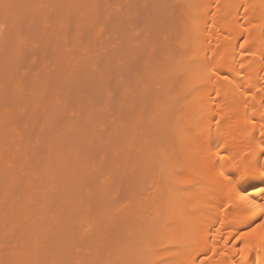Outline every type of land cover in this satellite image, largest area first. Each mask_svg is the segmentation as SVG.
Returning a JSON list of instances; mask_svg holds the SVG:
<instances>
[{"label": "bare ground", "instance_id": "1", "mask_svg": "<svg viewBox=\"0 0 264 264\" xmlns=\"http://www.w3.org/2000/svg\"><path fill=\"white\" fill-rule=\"evenodd\" d=\"M101 1L104 0H0V39L9 35L10 30L13 37L18 35L15 43L24 44H19V48L12 44V48L16 47L13 54L18 55L20 47L25 49L31 40L24 35L20 37V24L37 25L48 11H58L54 21L59 28L63 27L60 20L66 21L67 26L83 20L88 23L91 13L93 17L98 13L95 11ZM107 1L103 3L106 5ZM114 1L110 5L124 4V0L116 1L117 4ZM131 3L137 6L133 5V10L143 11L145 7L148 19L141 21L139 17L144 26L137 32H146L142 42L136 40L140 42L136 43L125 33L134 26L136 29L133 23H138L139 15L134 16L137 12L126 13L134 16L133 22L124 13L116 17L126 19L127 27L121 23L124 34L120 29L121 35H117L128 38L126 42L122 40L125 47H119L121 44L118 49L114 47L119 37L113 43L116 45L110 46L113 49L104 46H108L107 54L114 59L119 60V54L122 61L129 56L122 66L117 64L119 68L114 62L110 64L101 46L95 44L102 41L98 40L102 25L97 24L102 28L93 45L91 27L90 31L84 26L85 30L79 27L78 33L73 32L77 36L74 41L81 40L75 44L76 49L87 46L82 53L76 51V56L72 49L63 50L65 53L59 49L70 39L67 30H56V34L55 28L56 33L50 30L54 24L49 27L45 22L49 32H53L48 34L51 40L37 41L44 44L45 51L47 46L54 47L49 45L50 41L56 44L60 40V45H56L60 52L52 55L53 66L48 65L49 70L45 67L48 74L44 76L42 72L41 82L44 81L32 85L33 92H27L32 93L29 100L15 96L11 102L6 99L11 95L5 90L10 88L0 82L4 83L3 93L9 94L0 100L6 99L9 106L18 99L12 103L17 104L15 110L20 104L28 108L27 112L22 108L15 116L24 118L18 124H25L20 126L27 132V139H22L26 138L24 133L17 132L15 140L16 120L3 112L4 116L1 109L6 106L5 101V106L0 104V264H74V260L78 261L75 264H264V246L258 234L247 239L236 238L264 221V212L258 207L264 205V193L260 191L264 188V173L260 172L264 167L261 151L264 148V0H134ZM49 5L55 12L53 8L48 10ZM105 12L116 21L113 11ZM51 15L48 13L47 17ZM5 20L10 27L7 33L1 30V25L8 27ZM90 23H94L93 19ZM82 31L88 35L84 32L80 35ZM104 35L110 41L111 36ZM83 39L91 45H86L85 40L79 47ZM128 40L133 41L131 45ZM33 41L27 46L33 48L36 44ZM95 45L102 56L96 53L98 49L92 52ZM132 45L135 50L130 48ZM130 52L132 56L135 54L132 59ZM95 53L101 56L99 61H105V66L102 62V66L95 63L98 59ZM15 55L10 59L19 62L20 56ZM118 69L126 80L119 77L120 81H115ZM140 77L145 81H140ZM104 78L108 81L103 83ZM123 81L129 84L128 88ZM106 86L108 90L112 86L111 91L120 86L115 91L119 95L112 96L114 100L110 101L113 98L108 96L110 102L104 97L111 92L105 91ZM120 88L122 93L117 92ZM81 89L87 92L85 97ZM103 90L106 108L110 103L113 106L109 110L100 108H104L100 106L104 104L100 97ZM77 93H81V98ZM58 101L65 103L58 108ZM69 106L77 112H72L70 120L64 113V108L69 110L65 111L67 114L70 112ZM104 110L111 111L113 114L108 113L113 118L105 115ZM11 113L14 115V109ZM38 122L41 127L36 133ZM6 132L17 141V146L9 138L5 140ZM35 133L37 138L30 143ZM39 136L44 137L40 140ZM29 152L34 161L27 157ZM132 165L131 175L127 169ZM225 176L229 179L225 180ZM120 195L127 199L119 200ZM82 224L87 233L79 232L84 227ZM78 242L85 246L82 251ZM75 246L80 251H75Z\"/></svg>", "mask_w": 264, "mask_h": 264}, {"label": "rangeland", "instance_id": "2", "mask_svg": "<svg viewBox=\"0 0 264 264\" xmlns=\"http://www.w3.org/2000/svg\"><path fill=\"white\" fill-rule=\"evenodd\" d=\"M104 1H105V0H104ZM104 1H103V2H104ZM106 1H107V0H106ZM109 1H110V2H109ZM109 1H107V2H109L108 4H107V2H106V5H105V3H103V2L101 1V3L98 5V8H100V9L97 8V11H95V13L98 12V13H97L98 16L101 15V18H102V19H103V18L106 19V20H104L105 23H104V21H102V19L100 18V16L98 17L97 14H95V15H94L95 18H94V17H93V13L90 12L92 18L90 19V21H89L88 23H86V22L83 20V21H81L80 23H79V21H78L77 24H76V23H75L74 25H72V24H68V26H67V25H66V21H64V20H60V22H61V24L63 25V27H62V28H59L58 25H57V24L55 23V21H54V15H55V13H57L58 11L55 12L56 9H54L53 6L51 7V5H49L50 8H48V10H50V9L52 10V8H53L54 10H52V11L55 12V13H52V12H49V11H48L49 15L53 14V15H51L52 17H51V16L47 17V16H48V13L45 14V15H42V16L39 18L40 20L37 22V25H38V26L35 24V25L37 26V27H36L37 29L34 27L35 25H33V26L31 27L27 21H26L27 24H26V22H25L24 24H26V26H27L28 28H27L26 26H23V24H22V26H21V24H20V26H19V24L16 22V24H18V26H19V29L22 28V29H21V34H22V35H21L20 37H22V36L24 35L27 39H28V38H31L30 42H28V40H27V42L30 44V43H32L33 40H35L36 44H35L34 41H33V42H34L35 45H37V46L34 45L33 48H32L33 45H28V46H29V48H28V46H27L28 43H27V44L25 43V44H26V45H25V49H23L24 47H23V48L20 47L21 50L19 49L20 51H17V53H19L18 55L13 54V51H14L13 49H16V47L19 48L20 41H18V43H15V42H17V41L14 39V38L17 37V40H19V36H18L17 34H14V35H17V36H14V37H13V36H12L13 34H11V33H12V30H10V31L8 32V30H9L8 28H10V27H9V23H8V21L6 22V20H5L4 23H5L8 27L5 26V28H4V26L1 25V28L3 27L1 30H2V31L4 30V32H6V33L8 32L9 35L5 34V36H3V38H2V41H1V39H0V41H1V42H0V50H1V51H0V73L2 74V75H0V82H1V81L5 82V84L3 83L4 85L1 84L2 82L0 83V90H1V91H0V96L2 95L0 98H2V97H4V96H5L4 98H6V97L10 94L11 97H7V98H6V99H7L8 101H10V102H11L10 99H11V98L14 99L15 96H16V98L18 97L19 99H27V100H29V99L32 97V96H31L32 93L29 94V93H27V92H33V86H32V85H34V86L37 85V83L35 84V82H40V83H42V82L44 81V80H43V81L41 82V79H43L44 76H46V73L49 72V71L45 72V67H46V69H47L48 65H49V67H50V66H51V67L53 66L52 55H54L55 53L58 54V53L60 52V51H57V50H59V49L61 50V49H62L61 51L63 52V50H65V49H66V50H68V49H69V50L72 49V52L74 51L73 53H75V54H77V53H82L84 50H86V49H87V46H85V49L80 48V49H82V50H80L79 48H78V50L76 49V45H75V44H77V43H78L79 41H81V40H79V41H77V42H76V40L74 41V38L77 37V36H75L76 34H73V32H74V33H76V32L78 33V28H79V27H80V29L82 30L83 27L85 26V28H87V30L89 29V31H90V27H91V29H92L91 31H92V32L94 31V32L91 33V34H92V38H91L90 42L92 41V45H93V39H95L94 37H96L97 32H100L99 29L102 28V26H103L104 33H102L103 30H101L102 32H101L100 34H98V35H100V36H98V37L100 38V39L98 38V40H100V41L102 40V41H101L102 44H101L100 42H99V43L97 42L98 44H97V43H95V44L98 45V46H101L100 49H101V51H103V54H105V56H107L106 59H109V61H110L109 63L112 64V65H113V63H111V62H114V65H116V68H119V66H120L121 64H123L125 61H127L126 59H128L129 56L126 57L124 61L120 60V58H121V54H119V55L117 54V55H118L117 57H120V58H119L120 61H119L117 58L114 59L115 57H111V54H110V56H109V55L107 54L108 51L106 50V49H108V46L105 47L104 45H109V49H113V48H110V46L112 47V46L116 45V44L113 45V43H115V40H116L118 37H119V38H118L119 41L116 40L117 45L114 46V47L117 48V49H118V45H120V44H121V45H120L119 47L122 46V47L124 48V47H125V46H124V45H125L124 42H126L127 39H128L129 37L132 38L136 43H137L139 40L142 42V39L144 38V34H145L146 31L143 30V29H141V30H143V33H142V32H137V29H140L142 26H144V25H141V21H142V19H143V21L148 19V18L145 16V12H146V11H144V10H145V7H144V6L142 5V3H141V6H143V11H142V10H141V11H142V14L144 15V17H143V15H142V17H143V18H142V17L140 16V15H141V11H140V9L137 10V8H136V9L133 10V5H135V4H134L135 2H134V3H131V2H133L134 0H131V1H128V0H127V2H126L125 0H124V1H123V0H120V2L123 1L124 4H121L119 7H118V4H117V2H116V1H118V0H116V1H114V0H109ZM113 1L116 2L117 5H115L114 3H113L112 5H110V3L113 2ZM135 1H136V0H135ZM120 2H118V3H120ZM128 2H129V5H130V6H129V5H126V3L128 4ZM102 3H103V4H102ZM139 4H140V3H139ZM139 4H138V6H139ZM103 5H105V8H103V7H104ZM107 5H108V6H107ZM123 5H124V6H123ZM106 6H107V7H106ZM126 6H128L131 10H128V9H129L128 7H127V9L125 10ZM108 7H110V9H108ZM112 7H113V9H112ZM117 7H118L119 10L117 9ZM121 7H122L123 9H121ZM135 7H137V6L135 5ZM139 7H140V6H139ZM139 7H138V8H139ZM102 8H103V9H102ZM104 9H105V10H104ZM114 9H116V10H114ZM123 10H124V11H123ZM8 11H11V10H8ZM104 11H106L105 13H107L108 11H109V12H110V11H111V12L113 11L112 14L114 15L115 18H116L117 16H118V18H119V16H122L123 13H124V14H126V13L128 14V13L132 12V14H133V11H134V14H136L135 12H137V14L134 15V16L139 15V16H137L138 20L136 19L137 22H138L139 24L136 23V22L133 23L134 25H136V29H135V26H134V28H132V27H131L132 24H131L130 22H127L128 24L130 23V27H131L133 30H134V29H135V30H134V31H133L132 29H131V31L128 30L129 33H128V32L125 33V35H127L128 38H126V40H125V38L123 39V37H121V36H117V35H121V34H119V33H120V29L123 30V31H121V33L124 34V31H125V30H124V25H125V27H127V24H126L125 20H126L127 18H128V19H127L128 21H129V19L132 20V19L134 18V16H133V15L130 16V14H129V16L131 17V18H129V16L126 14L125 16L123 15L126 19H124V18L122 19V18L120 17L121 19L118 20V18H116V21H115L112 17H110L111 20L113 19V20L111 21V20L108 18L109 15H105V14H104ZM120 11H121V12H120ZM129 11H130V12H129ZM139 11H140V12H139ZM46 12H47V11H46ZM109 12H108L107 14H109ZM111 12H110V13H111ZM10 13H11V12H10ZM44 13H45V12H44ZM88 13H89V12H88ZM90 13H89V14H90ZM120 13H122V14H120ZM7 14L10 15L9 13H7ZM81 14H82V13H81ZM77 15H80V14H77ZM43 16H44V17H43ZM56 16H57V15H56ZM80 16H82V15H80ZM80 16H78V17H80ZM86 16H87V15H86ZM96 16H97L98 19L96 18ZM127 16H128V17H127ZM139 17H140L141 21H139ZM42 18L44 19L43 21L41 20ZM45 18H48V21H47V19H45ZM89 18H90V16H89ZM50 19H51V20H50ZM80 19H81V18H80ZM80 19H79V20H80ZM87 19H88V17H87ZM87 19H86V20H87ZM92 19H93V22H94V23H90V22H92ZM94 19H96V22L94 21ZM99 19H100V20H99ZM107 19H108V21H107ZM98 20H99V21H98ZM136 20L134 19V21H136ZM87 21H88V20H87ZM101 21H102V22H101ZM39 22H40V23H39ZM45 22L48 24L49 27H51L52 24L55 25V26L52 25V28H53V29H50V30H52V31H53L54 28H55V31L57 30V31L59 32L60 29H62V30H61L62 32H66V31H64V30L66 29V30H67V33H66V34H67V36L70 38V39H69V38L67 37V39H69V40H67L66 42L68 43V41H70L69 43H70V45H71L72 48L70 47L69 44L67 45V43H64L65 45H67V46H69V47L63 45V46H60V47L58 46V47H59V49H58L56 45H58V44L60 45V43H59L60 40L57 41L58 43H56V44H55V43H51V41H50V43H51V44H50L48 41L51 40V39H48V38H49V35H48V34H49L50 32H52V31L49 32V28L46 26L47 24H46ZM111 22L113 23V25H112ZM114 22H116V24H115ZM117 22H118V23H117ZM122 22H124L125 24H124V25L121 24ZM132 22H133V20H132ZM14 23H15V22H14ZM21 23H23V22H21ZM43 23H44V25H43ZM49 23H50V24H49ZM119 23H120V25L117 26ZM145 23H146V22H145ZM39 24H40V25H43L44 27H43V26H39ZM91 24H92V25H91ZM95 24H96V25H95ZM97 24H98V25L100 24V25H102V26H98ZM114 24H115V25H114ZM143 24H144V22H143ZM80 25H81L82 27H81ZM89 25H91V26H89ZM15 26H16V25H15ZM18 26H17V27H18ZM45 26H46V27H45ZM66 26H67V28H68V27H69V28L67 29ZM95 26H98V27H95ZM122 26H123V28H122ZM132 26H133V25H132ZM24 27H26V28H24ZM72 27H75V28L71 29ZM93 27H94L95 29H94ZM106 27H107V28H106ZM116 27H117V30H116ZM13 28H15V27H12V29H13ZM31 28H33V29L31 30ZM34 28H35L36 30H34ZM46 28H47L48 30H46ZM104 28H106V29H104ZM114 28H115L116 32H114V31H115ZM128 28H129V27H128ZM128 28H127V29H128ZM142 28H143V27H142ZM6 29H8V30H6ZM15 29H17V28H15ZM19 29H18V30H19ZM76 29H77V30H76ZM93 29H94V30H93ZM23 30H24V31H23ZM30 30H31V31H30ZM72 30H73V31H72ZM83 30H85V29H83ZM110 30H111V31H110ZM118 30H119V32H118ZM16 31H17V30H16ZM27 31H28V32H27ZM34 31H35V33H34ZM38 31H39V32H38ZM55 31H53V32H55ZM57 31H56V32H57ZM108 31H109V33H108ZM126 31H127V30H126ZM132 31H133V33H132ZM138 31H139V30H138ZM4 32H2V33H4ZM40 32H43V33L40 34ZM53 32H52V33H53ZM56 32H55V33H56ZM58 32H57L56 34H58ZM68 32H69L70 34H69ZM79 32H80V31H79ZM83 32H84V31H82V32L80 33V35H81ZM13 33H16V32H14V30H13ZM19 33H20V32H19ZM28 33H29V34H28ZM30 33H31L32 35H30ZM38 33H39V34H38ZM84 33H86V34H84V35H88L86 31H85ZM110 33H112L113 35L115 34V36H111ZM117 33H118V34H117ZM44 34H45V35H44ZM46 34H47V35H46ZM56 34H53V35H55V36H53L54 38L56 37ZM60 34H61V32H60ZM104 34H106V35H110V36H111V37H110L111 39H114V38H115V39L113 40V42L111 41V39H110V41H109V40H108L109 38H107V36H105ZM136 34L139 35V36H137ZM3 35H4V34H3ZM35 35H36L37 38H36V37H33V36H35ZM129 35H130V36H129ZM142 35H143V37H142ZM0 36H1V35H0ZM24 36H23V37H24ZM39 36H41V37H39ZM50 36H51V35H50ZM89 36H90V35H89ZM104 36H105V37H104ZM38 37H39V39H38ZM44 37H45V38H44ZM84 37H85V36H84ZM33 38H34V39H33ZM40 38H41V39H45V40L48 39V41H45V40H44V41H45L46 43H49V45H51V47H52V46L56 47V50L54 49V47H52L51 49H53V50H51V49H50V46H47V47H48V48H46L47 50L44 48V49H45V51H44L43 48H42V47L44 46V44H43V46H42V44H40L41 42H39V41H41ZM87 38H88V37L86 36V39H87ZM101 38H102V39H101ZM105 38H107V40H108L109 42H107V40H106ZM120 38H122V39H120ZM3 39H5V41H6V39H8V40H7L8 42H7V41L4 42ZM13 39H14V40H13ZM79 39H80V38H79ZM86 39H85V40H86ZM96 39H97V38H96ZM103 39H105V40H103ZM24 40H25V39H24ZM37 40H39V41H37ZM85 40L83 39V43L81 42V43H80L81 46H79V47H82V45L85 44V43H84ZM88 40H89V39H88ZM122 40H125V41L123 42ZM129 40H130V39H129ZM129 40H128V41H129ZM136 40H138V41H136ZM86 41H87V40H86ZM75 42H76V43H75ZM119 42H120V43H119ZM132 42H133V41H132ZM132 42H131V43H132ZM2 43H3V45H1ZM88 43H89V42L87 41L86 45H88ZM129 43H130V41H129ZM131 43H130L129 45H131ZM138 43H140V42H138ZM12 44L15 45L16 47H15V48H12V47H14V46H12ZM61 44H63V43H61ZM89 44H90V43H89ZM99 44H100V45H99ZM8 45H9V46H8ZM78 45H79V44H78ZM78 45H77V46H78ZM90 45H91V44H90ZM96 45H95V48H94V49L92 48V52H93V50H94V52H96L95 49H98V48H99V47L96 46ZM20 46H24V44L22 45V43H21ZM30 46H31V47H30ZM134 46H135V45H134ZM38 47H39L40 49H38ZM136 47H137L136 50L138 51L139 48H140L139 44H137ZM27 48H28V50H26ZM30 48H31L33 51H31ZM34 48H35V49H34ZM83 48H84V46H83ZM123 48H122V49H123ZM130 48H132V50H133V49H134V48H133V45H132V47H130ZM22 49L25 50V51H23ZM88 49H90V48H88ZM109 49H108V50H109ZM117 49H116V50H117ZM125 49H126V48H125ZM127 49H128V48H127ZM36 50H37L38 52H37ZM39 50H40L41 52H40ZM42 50H43V51H42ZM79 50H80V51H79ZM98 50H99V49H98ZM98 50H97L96 53H97V54H101V56H102V52H101L100 50H99V51H100V52H99ZM119 50H121V49H119ZM134 50H135V49H134ZM7 51H10L9 54L12 52L11 54L15 55L16 58H17L18 56H20V57H18L19 62H18V60H15V59H16L15 56H14V58H13V60H15L16 62H18V63H16V65H14V64H15V61L13 62V61L11 60L12 57H13V55H10V56H9V54H7V53H8ZM28 51H29L30 53H29ZM35 51H36V52H35ZM76 51H77V53H76ZM114 51H115V50H112V54H114ZM125 51H126V50H125ZM130 51H131V50H130ZM6 52H7V53H6ZM21 52H22V55H21ZM43 52H44V54H43ZM65 52H66V51H65ZM65 52H63V53H65ZM68 52H70V54H72L71 51H68ZM104 52H105V53H104ZM117 52H118V50H117ZM123 52H124V50H123ZM127 52H128V50H127ZM127 52H126V53H127ZM131 52H132V51H131ZM131 52L129 53L130 57L132 56V53H131ZM135 52H136V51H135ZM15 53H16V52H15ZM27 53H29V54H27ZM31 53H32V54H31ZM36 53H37V54H36ZM88 53H89V52H88ZM96 53H95V54H96ZM136 53H137V52H136ZM2 54H3V55L5 54L4 57H5V56H6V57L4 58V57L2 56ZM24 54L27 55V56H25ZM41 54H42V55H41ZM45 54H46V55H45ZM97 54H96V56H97ZM133 54H134V53H133ZM37 55H38V56H37ZM40 55H41L42 57H41ZM68 55H69V54H68ZM73 55H74V54H73ZM85 55H86V54H85ZM91 55L94 56L93 53H91ZM124 55H125V53H124ZM124 55H122V56L125 57ZM11 56H12V57H11ZM34 56H35V57H34ZM69 56H70V55H69ZM74 56H75V55H74ZM76 56H78V54H77ZM79 56H80V54H79ZM83 56H84V55H82V57H83ZM89 56H90V55H89ZM93 56H92V58H94ZM101 56L98 55V56H97L98 59H97L96 61L94 60L96 64L99 62V63H98V64H99L98 66H102V65L100 64L101 62H102V64L105 62V61H104V62H103V61H99V60L101 59ZM103 56H104V55H103ZM115 56H116V55H115ZM134 56H135V54H134L132 57H134ZM31 57H33V59H32ZM36 57H37L38 59H37ZM44 57H45V58H44ZM72 57H73V56H72ZM80 57H81V56H80ZM132 57H131V59H132ZM10 58H11V59H10ZM29 58H31V60H30ZM50 58H51V59H50ZM68 58H69V57H68ZM75 58H76V57H75ZM77 58H78V57H77ZM7 59H8L9 61H8ZM42 59H43V60H42ZM81 59H82V58H81ZM95 59H96V57H95ZM102 59H103V58H102ZM104 59H105V58H104ZM113 59H114L115 61H114ZM37 60H38V61H37ZM76 60H77V59H76ZM133 60H134V59H133ZM20 61H21V62H20ZM32 61H33V62H32ZM42 61H43V62H42ZM46 61H47L48 63H47ZM121 61H122V62H121ZM11 62H12V64H13L15 67L12 66ZM29 62H31V63H29ZM76 62H77V61H76ZM106 62H107V61H106ZM21 63L24 64V65L22 66ZM32 63H33V64H32ZM34 63H35V64H34ZM42 63H45V65L42 64ZM46 63H47V65H46ZM18 64H19V65H18ZM72 64H73V63H72ZM96 64H95V65H96ZM117 64H120V65H117ZM20 65H21V67H19ZM41 65H42V66L44 65V66L42 67ZM75 65H76V64H75ZM124 65H125V64H124ZM30 66H31V67H30ZM32 66H33V67H32ZM40 66H41V67H40ZM103 66H105V64H103ZM106 66H107V65H106ZM121 66H122V65H121ZM17 67H18L19 69H17ZM29 67L31 68V70H30ZM49 67H48V70L51 68V67H50V68H49ZM75 67H76V66H75ZM78 67H79V66H78ZM109 67H111V66H109ZM1 68H2V69H1ZM4 68H6V69L4 70ZM28 68H29V69H28ZM35 68H37V69H35ZM114 69H115V68H114ZM7 70H9V71H7ZM23 70H24V71H23ZM33 70H34V71H33ZM2 71H3V72H2ZM16 71H18V72H16ZM22 71H23V72H22ZM35 71H36L37 74H35ZM40 71H41V72H40ZM111 71H113V70L111 69ZM5 72H6V73H5ZM9 72H10V73H9ZM11 72H13V74H12ZM21 72H22V73H21ZM24 72H25V73H24ZM26 72H27V73H26ZM28 72H29L30 74H29ZM32 72H34V74H33ZM39 72H40V74H39ZM42 72L45 74L44 76L42 75ZM15 73H17V74H15ZM18 73H19V74H18ZM113 73H114V72H113ZM118 73H119V74H118ZM6 74H7V75H6ZM10 74L12 75V77H11ZM28 74H29V75H28ZM47 74H48V73H47ZM74 74H75V73H74ZM76 74H77V73H76ZM116 74H118V75H116V77H115V79H116L115 81H116V82H117V81H120L119 79H121V78H119V77H123L121 80L125 79L124 76L121 75V73L119 72V69L117 70ZM122 74H123V73H122ZM17 75H18V76H17ZM20 75H21V76H20ZM30 75H32V76L30 77ZM35 75H36V76H35ZM40 75H41V77H39ZM120 75H121V76H120ZM5 76H6V77H5ZM15 76H16V77H15ZM37 76H38V77H37ZM9 77H10L11 80L9 79ZM13 77H14V78H13ZM17 77H18V78H17ZM33 77H34V81H32ZM35 77H37V78H36V81H35ZM98 77H99V75L96 76V77H94V78H98ZM105 77H106V76H105ZM16 78H17V80H18L17 82H16ZM26 78H27V79H26ZM107 78H108V77H107ZM109 78H111V76H110ZM118 78H119V79H118ZM8 79H9L10 81H9ZM14 79H15V80H14ZM104 79H105V78H104ZM112 79H113V78H112ZM140 79H141V77H140ZM140 79H139V80H140ZM12 80H13L14 82H16V83H14ZM28 80H29V82H30V81H31V82L29 83ZM106 80L108 81V79H105V80L103 81V83L106 82ZM113 80H114V79H113ZM125 80H126V79H125ZM130 80H132V79H130ZM130 80H129V81H130ZM133 80H134V79H133ZM133 80H132L131 82H133V83L135 84V82H134ZM142 80L145 81V78L142 77V79H141L140 81H142ZM20 81H22L23 86H26V85H27V87H24V88H23V86L21 87L22 84L20 83ZM81 81H83V79H82ZM81 81H80V84L82 83ZM135 81H136V83H138V82H137L138 80L135 79ZM144 81H143V82H144ZM26 82H27L28 84H27ZM110 82H111L110 84L112 85L113 82H112V81H110ZM116 82H115V83H116ZM121 82H122V81H121ZM123 82H125V81H123ZM13 83H14V84H13ZM17 83H19V85H18ZM40 83H38V84H40ZM125 83H126V82H125ZM128 83H129V82H128ZM29 84H30V85H29ZM76 84H77V83H76ZM116 84H118V83H116ZM126 84H127V83H126ZM139 84H140V82H139ZM143 84H144V83H143ZM2 85H3L4 87L7 86V87H5V88H8V87L10 88V89H8V90L5 89L6 91H8L9 94H8L7 92H6V93H3V92H5V90L3 89L4 91H2V89H1V88L3 87ZM104 85H105V84H104ZM106 85H107V84H106ZM122 85H123V83H122ZM128 85H129V84H127V87H126V88L129 87ZM136 85H138V84H136ZM1 86H2V87H1ZM10 86H11V87H10ZM19 86L21 87V89H20ZM108 86H110V85H108ZM124 86H125V84H124ZM124 86H123V87H124ZM130 86H132V85H130ZM140 86H142V85H140ZM114 87L116 88V85H115ZM119 87H120V86H119ZM119 87H118V88H119ZM123 87H122V88H123ZM133 87H135V86L133 85ZM28 88H29V89H28ZM103 88H104V87H103ZM106 88H107V86H106ZM110 88L113 89L112 86H111ZM118 88H117V89H114L113 91H111V89L108 90V88H107L106 90L104 89L105 91H111V92L113 93V95L110 94L111 92H107V93H106V92L103 90L104 93L102 92L103 94L101 93V94H100V97H101V95H102V98H103V95L106 93V95H105L104 97L107 98L108 101H107V100H104L105 98H103V99L100 98V99H102V100L104 101V102H101V100H100L101 103H104L103 105L100 104V106H104V108H103V107H100L101 109H107V108H106V105H105V104H106L105 101L110 102V101L114 100L113 97H116V96H114L115 94H116V95H119V94L115 93V91L118 90ZM122 88H120V90L117 91V92H118V93H120V92L122 93V90H121ZM124 88H125V87H124ZM136 88H138V87H136ZM23 89H24V90H23ZM26 89H27V90H26ZM83 89H84V88H83ZM9 90H10V91H9ZM18 90H19L21 93H20ZM22 90H23V94H24V96H23V94H22ZM133 90H134V88H133ZM11 91H14V92L16 91V92H15V94H14V92H11ZM86 91H87V90H86ZM124 91H126V90L124 89ZM127 91H128V90H127ZM130 91H131V89H130ZM130 91H129V92H130ZM134 91H135V90H134ZM1 92H2L3 94H2ZM135 92H136V91H135ZM16 93H17V94H16ZM18 93H19V94H18ZM81 93H82V95H84V97H85V95H86L87 92L82 91V89H81ZM81 93H77V94H79L78 97H80V98H81V96H82ZM88 93H89V92H88ZM4 94H5V95H4ZM67 94H69V93L67 92ZM72 94H73V93H72ZM74 94H75V93H74ZM77 94H76V95H77ZM125 94H126V92H125ZM132 94H133V93H131V95H132ZM17 95H18V96H17ZM19 95H21V97H20ZM76 95H74V96L76 97ZM80 95H81V96H80ZM110 95H111V96H110ZM67 96H68V95H67ZM108 96L111 97V98H113V99L108 98ZM112 96H113V97H112ZM128 96H130V95H128ZM57 97H59V99H60V96H56V98H57ZM68 97H69V96H68ZM68 97H67V99H68ZM4 98H3V99H4ZM16 98H15V99H16ZM69 98H70V97H69ZM126 98H127V94H126ZM6 99H5V100H6ZM62 99H64V98H62ZM73 99H74V98H73ZM76 99H78V98H76ZM109 99H110V101H109ZM5 100H3V101L0 100V101H1L0 104H1L2 106H5V105H6L5 107H2V106H1V107H2V109H1V113H3V112H4L5 114L7 113V114H9V117L12 116L16 121L18 120L17 123H16V121L14 120L15 123H14V125H13V126L16 127V129H15V127H14V129H13V132L16 131L15 134H14V138H15V140L18 139L17 136H16L17 138L15 137V135H17V134H16L17 132H19V134H20V133H24L25 136H26V138L23 136L24 134H22L21 137H22V136L24 137V138H22L23 140L27 139V136H28V135H27V132H26L25 130L22 129V128H23L22 126H20V125H23V124H18V123H19V120H20V122H21V118H22L21 114L19 115V116H21L20 118L15 117V116L18 115V111H20V112L22 111V108L25 109L24 111L27 112V110H28L27 106H26V105H21V104H20V105H19V109H16V110H17V111H16V110H15V106H14L15 103H14V104H12V103H13V102H16L18 99H17L16 101H12V103H9L10 108H9V106H7V105H8V104H7L8 101H5ZM64 100H65V99H64ZM4 101H5V105H4ZM20 101H21V100H20ZM61 101H63V100H61ZM126 101H128V100L126 99ZM6 102H7V103H6ZM116 102H117V101H116ZM116 102H115V103H116ZM61 103H65V102H61ZM61 103H60L59 101L57 102L56 105L58 106V108L60 107V105H62ZM67 103H69V100H68ZM67 103H66L65 105H67ZM11 104H12V105H11ZM70 104H71V102H70ZM70 104H68V105H70ZM108 104H109V103H108ZM15 105H17V104H15ZM75 105H76V104H75ZM113 105L115 106L114 103H113ZM72 106H73V104H72ZM72 106H69V108H70V112H68V114H67V112H65V111L68 110V109H65V108H64L65 111L63 110L64 113H65V116H67L68 119H69V116H71V114H73V113H72L73 111L76 112V109L73 110V111L71 110ZM111 106H112L111 103H110V106L107 105V107H108L107 110H109V108H110ZM63 107H64V105H63ZM112 107H113V106H112ZM4 108H5L6 110H9L10 112H9V111H8V112L5 111ZM20 108H21V110H20ZM66 108H67V107H66ZM74 108H76V107L73 106V109H74ZM10 109H11V110H10ZM12 109H14V115H12V113H11ZM2 110H3V111H2ZM107 110H104V113H105V115L108 114L107 116H109L110 113H108V112H111V111H107ZM111 110L114 111V109H111ZM15 111L17 112V114H15V113H16ZM68 111H69V110H68ZM26 112H24V114H26ZM75 112H74V113H75ZM4 113H3V115L5 116ZM64 113H63V114H64ZM76 113H77V112H76ZM76 113H75V115H73L74 117L76 116ZM106 113H107V114H106ZM111 113H112V112H111ZM112 114H113V113H112ZM22 115H23V114H22ZM110 115H111V114H110ZM23 116H24V115H23ZM112 116H113V115H111V117H112ZM109 117H110V116H109ZM109 117H108V118H109ZM61 118L63 119V117H61ZM112 118H113V117H112ZM23 119H24V118H22V121H23ZM57 119H58V118H57ZM65 119H66V118H65ZM70 119H71V117H70ZM70 119H69V120H70ZM73 119H74V118H73ZM0 120H2V119H0ZM63 120H64V119H63ZM58 121H59V120H58ZM67 121H68V120H67ZM67 121H66V122H67ZM61 122H62V120H61ZM64 122H65V121H64ZM3 123H4V122H3ZM23 123H24V122H23ZM58 123H59V122H58ZM105 124H107V123H105ZM105 124H104V125H105ZM24 125H25V124H24ZM24 125H23V126H24ZM21 127H22V128H21ZM40 127H41V125H40L39 122H38V124H37V129H38V130H37L36 133L39 132ZM18 129H20V130H18ZM24 129H25V128H24ZM8 131H9V130H8ZM9 133H10V132H9ZM36 133L33 134L34 137L31 136L30 143H31V142H34V141H35L34 139L37 138V135H38V134H36ZM11 134H12V133H11ZM2 135H3V133H2ZM40 135H41V134H40ZM43 135H44V134H43ZM35 136H36V137H35ZM9 137H11V135H8L7 132H6L5 140H6V138L8 139ZM43 137H44V136H43ZM43 137H42V136H39L40 140H41V138H43ZM14 138H12V139L9 138V139H11L12 141H14ZM33 138H34V139H33ZM39 138H38V140H39ZM32 140H34V141H32ZM38 140H37V142H38ZM40 140H39V141H40ZM42 140H43V139H42ZM9 141H10V140H9ZM5 142H6V141H5ZM14 142H15L14 144H16V146H17V143H16L17 141H14ZM42 142H43V141H42ZM42 142H41V143H42ZM32 144H34V143H32ZM39 144H40V142H39ZM39 144H37V145H39ZM33 146H34V145H33ZM34 147H36V143H35V146H34ZM14 148H15V147H14ZM32 156H33V155H32L30 152L27 154V157H28L31 161H34V157H32ZM133 168H134V166L132 165V168H131V166H130L129 169H127V170H130V171H131V170H133ZM132 172H133V171L130 172L131 175L134 174V172H133V173H132ZM125 173H126V172H125ZM127 173H128V172H127ZM127 173H126V175H128ZM0 175H2V174L0 173ZM131 175H130L129 177H131ZM0 177H1V176H0ZM3 188H5V186H4ZM125 195H126V194H125ZM124 199H127V196L124 198L123 195H120L119 200L123 201ZM118 202H119V201H118ZM126 202H127V200H126ZM126 202H124L123 204H125ZM116 204H117V203H116ZM118 204H119V203H118ZM121 204H122V203H121ZM114 206H115V205H114ZM112 211L114 212V207H112ZM117 213H118V212H117ZM114 215H116V213H114ZM89 217H90V216H89ZM82 225L84 226V224H82ZM82 225H81V226H82ZM79 227H80V226H79ZM100 228H101V227H100ZM80 229H82V227H81ZM84 229H85V226L83 227L82 230H79V232L81 231V233H82V231H84ZM85 231H86V233L88 232L87 230H85ZM85 231H84V233H85ZM81 233H80V235H82ZM85 235H89V234H85ZM91 235H92V234H91ZM87 237L89 238L90 236H87ZM87 237H86V238H87ZM82 238H84V236H83ZM90 238H92V237H90ZM82 241H83V240H82ZM82 241H81V242H82ZM84 241H85V243H86V241H88V240H84ZM89 241H92V240L89 239ZM85 243H84V244H85ZM87 243H88V242H87ZM90 243H91V242H90ZM78 245H79V247H80V246L83 245V244H79V242H78ZM78 245H76V246H78ZM76 246H75V251H77V250L80 251V249H78L79 247L77 248ZM81 247H82V248H81V251H82V249H83L85 246H84V247L81 246ZM76 248H77V249H76ZM87 249H88V247H87ZM89 249H90V248H89ZM84 250H86V248H85ZM84 250H83V251H84ZM73 251H74V250H73ZM85 252H87V251H85ZM89 252H90V251H89ZM89 252H87V254H89ZM76 254H77V253H76ZM78 254L80 255V253H78ZM85 254H86V253H85ZM74 255H75V254H74ZM82 255H84V254H82ZM82 255H81V256H82ZM84 256L86 257L87 255H84ZM85 257H84V258H85ZM80 258H82V257H80ZM84 258H83V259H84ZM79 260H80V259H79ZM75 261L78 262L77 260H74V262H75ZM76 262H75V263H76ZM75 263H74V264H75Z\"/></svg>", "mask_w": 264, "mask_h": 264}, {"label": "snow or ice", "instance_id": "3", "mask_svg": "<svg viewBox=\"0 0 264 264\" xmlns=\"http://www.w3.org/2000/svg\"><path fill=\"white\" fill-rule=\"evenodd\" d=\"M217 122L219 123V121H217ZM261 151L264 152V148H262ZM260 172L264 173V167H261ZM262 178H264V177H262ZM224 179L228 180L229 177L225 176ZM260 191L262 193H264V188H261ZM240 198L242 200L245 199V197H243V196H241ZM258 207H259L261 212H264V205H259ZM221 223H223V221H221ZM257 234L259 235V241H260L261 246H264V221H261L256 227L252 228L249 232H244L240 236H237L236 238L237 239H247V238L253 237ZM248 247H251V245H249ZM213 251H215V249H213ZM221 255H223V253H221Z\"/></svg>", "mask_w": 264, "mask_h": 264}]
</instances>
